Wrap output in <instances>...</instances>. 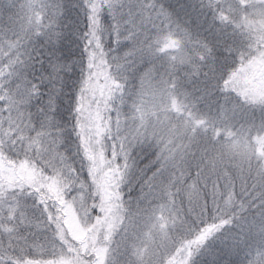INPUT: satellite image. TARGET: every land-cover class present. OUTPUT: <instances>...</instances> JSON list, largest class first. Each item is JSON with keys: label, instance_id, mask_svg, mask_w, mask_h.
<instances>
[{"label": "clouds", "instance_id": "1", "mask_svg": "<svg viewBox=\"0 0 264 264\" xmlns=\"http://www.w3.org/2000/svg\"><path fill=\"white\" fill-rule=\"evenodd\" d=\"M177 261L264 264V0H0V264Z\"/></svg>", "mask_w": 264, "mask_h": 264}, {"label": "rangeland", "instance_id": "2", "mask_svg": "<svg viewBox=\"0 0 264 264\" xmlns=\"http://www.w3.org/2000/svg\"><path fill=\"white\" fill-rule=\"evenodd\" d=\"M144 220H133L130 224V228H129V239L131 241H135L137 239L141 238V232L140 229L142 227V225L147 224V222ZM145 235H147V233H145Z\"/></svg>", "mask_w": 264, "mask_h": 264}, {"label": "trees", "instance_id": "3", "mask_svg": "<svg viewBox=\"0 0 264 264\" xmlns=\"http://www.w3.org/2000/svg\"><path fill=\"white\" fill-rule=\"evenodd\" d=\"M10 2L11 3H15L16 0H10ZM187 86H188V88L193 89V90L197 87V85H196V83L194 81L192 83L188 84ZM145 221L148 223L147 219ZM177 264H178V261H177Z\"/></svg>", "mask_w": 264, "mask_h": 264}]
</instances>
